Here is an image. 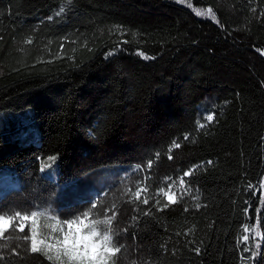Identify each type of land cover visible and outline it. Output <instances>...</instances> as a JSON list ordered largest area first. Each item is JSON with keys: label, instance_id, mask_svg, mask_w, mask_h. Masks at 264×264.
<instances>
[{"label": "trees", "instance_id": "obj_1", "mask_svg": "<svg viewBox=\"0 0 264 264\" xmlns=\"http://www.w3.org/2000/svg\"><path fill=\"white\" fill-rule=\"evenodd\" d=\"M25 121L36 143L17 140ZM49 157L57 181L40 170ZM113 166L124 169L97 196L58 205L71 182ZM8 173L20 185L0 215L38 213L44 238L52 221L118 209L126 247L111 264H264V0H0ZM18 219L0 264H59L30 251Z\"/></svg>", "mask_w": 264, "mask_h": 264}, {"label": "snow or ice", "instance_id": "obj_2", "mask_svg": "<svg viewBox=\"0 0 264 264\" xmlns=\"http://www.w3.org/2000/svg\"><path fill=\"white\" fill-rule=\"evenodd\" d=\"M63 11V9H61ZM208 13L212 15V18L215 19V15L213 14V10L209 8ZM259 51V50H258ZM142 54V53H141ZM143 55V54H142ZM214 119L212 114L207 115L206 120L211 122ZM205 125L200 124L199 127L203 128ZM185 140L188 139V136L184 137ZM173 146L175 148H179L180 144L173 142ZM54 159V158H50ZM171 159V157H169ZM208 163H211L210 161ZM139 167V166H138ZM149 167H151V161H149ZM191 172H184L183 176L180 177L179 183L181 185L185 184V177L190 176ZM171 187V184H169ZM163 191V189H161ZM133 195L137 200H140L141 190H137ZM167 199L170 203H175L176 200L174 198V194H167ZM142 203L144 205L149 204L148 199H143ZM168 205H165L167 207ZM95 205H93V209H95ZM196 207L199 208L200 204H196ZM119 214L118 209L113 207L111 210V214L104 213L105 219L102 221L98 220H89L88 214L84 213L83 218H77L76 220H66L65 223L67 225V231L62 232V239L56 238V242L45 244L43 240L38 242L37 240V232L35 227L32 228L30 239V251L32 253H42L47 260L49 261H57L59 264H65L63 257L67 258V264H111L112 258L117 254L121 253L122 249L126 247V245L119 244L120 238L123 237L127 229H113L112 225ZM148 215V213H144ZM36 216V212L31 213V218ZM15 218H20L21 223L18 225V231L23 233L25 230V223L30 219L29 216H21V212L17 211L13 215H0V237H5V233L12 226ZM99 224L107 225L103 232H101L98 227ZM33 225H35V220L33 219ZM16 239H20L16 237ZM248 237L245 236L244 240H247ZM23 240L27 242L29 240V236H23ZM39 244H43L44 247L38 246ZM119 245V246H114ZM0 247H8L7 244H2ZM15 251V248L12 249ZM198 251V250H197ZM54 254H50L53 253ZM255 255V253H253Z\"/></svg>", "mask_w": 264, "mask_h": 264}, {"label": "rangeland", "instance_id": "obj_3", "mask_svg": "<svg viewBox=\"0 0 264 264\" xmlns=\"http://www.w3.org/2000/svg\"><path fill=\"white\" fill-rule=\"evenodd\" d=\"M27 128L16 130L14 134H17L19 131V135L17 137V140L19 143H25V142H33L36 143L38 139V131L36 126H34V122H26ZM54 157H49L48 160L45 163H42L40 170L43 175L53 178L55 181L58 179L57 175V165H56V158L50 159ZM124 168L121 166H113L108 169H104L102 172L96 174L91 179L81 178L74 182H71L69 185H67L65 188L61 190L60 193V199L58 202V205L73 203L78 200L87 199L90 198L93 194L96 196L98 193H100L102 190H104L105 187L110 186L117 180V175L120 173L121 170ZM20 185V181L16 177V175H13L11 173H8L6 176H3V174H0V197L7 191L17 188ZM108 185V186H107ZM184 188L183 185H171L169 187L165 194L167 197V194H174V198L178 195V191L182 190ZM106 189V188H105ZM25 216V215H22ZM30 217L29 220L24 221L25 225L30 226L31 231L32 228L35 227V230L37 232V240L38 242L40 240H43L45 244L48 243H55L56 238L62 239V232L67 231V225L65 222H57L52 221L49 225L50 227V234L49 238H44L41 236V231L39 229V223L38 218L39 215L36 213V216L34 218H31V215H28ZM33 219L35 220V225H33ZM21 223L20 218L18 219V225ZM102 232V231H101ZM38 246L44 247L43 244H39ZM51 254H54L51 253ZM64 261L67 262V258L63 257Z\"/></svg>", "mask_w": 264, "mask_h": 264}]
</instances>
